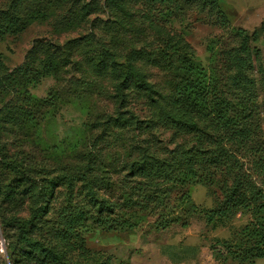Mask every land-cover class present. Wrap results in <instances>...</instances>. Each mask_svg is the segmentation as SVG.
I'll list each match as a JSON object with an SVG mask.
<instances>
[{"label":"trees","instance_id":"16d2710c","mask_svg":"<svg viewBox=\"0 0 264 264\" xmlns=\"http://www.w3.org/2000/svg\"><path fill=\"white\" fill-rule=\"evenodd\" d=\"M24 1L13 0L9 9L0 10V41L21 31V20L12 12ZM102 1L110 14L108 30L116 28L120 33L112 36V47L105 48L104 42L91 34L82 41L93 45L86 66L114 89L110 95L116 115L107 116L103 123L120 129L116 140L123 144L125 159L98 163L102 153L98 148L89 149L83 152L84 161L76 172L70 174L60 160L61 147L52 148L47 141V126L61 104L62 86L45 98L33 95L30 88L49 77L63 82L69 68L78 72L81 63L73 50L79 39L48 46L43 57L37 54L44 43L37 42L28 61L12 71L0 59V264H115L111 255L88 247L87 232H131L149 217L159 219L158 228L165 229L171 223L187 227L199 212L192 199L196 185H218L224 192L218 208L206 214L209 223L230 210L252 214L236 238L222 245L234 261L255 264L264 258V191L256 189L250 180L245 183L239 174L228 184L226 176L232 175L235 157L225 146L243 149L251 140L252 134L241 119L230 115L240 104L229 97L249 81L244 70L251 61L249 49L243 44L236 53H229L240 70L228 77L224 95L221 79L207 72L185 42L158 26L148 14L141 17L146 25L137 21L133 5L139 0ZM177 1L145 0L155 9L156 4L165 7L160 12L165 20L178 8ZM200 1L220 11V0ZM95 8L93 0H75L68 18L73 24L85 23ZM39 11L42 15L43 10ZM149 31L162 41L158 50L137 47L146 41L143 38ZM237 34L248 39L240 30ZM149 66L166 73L167 88L150 81L146 73ZM87 78L82 73L64 80L67 92L81 99L93 86L98 89V82ZM133 94L142 97L149 109L144 120L129 109L122 112ZM162 128L173 131L172 141L177 135L182 141L170 147L161 146L159 139L142 144L135 136L124 139V131L152 135ZM188 136L194 137L192 144ZM117 169L126 170V174L115 178L112 172ZM77 182H81L82 198L74 202L71 199ZM215 259L225 261L221 255Z\"/></svg>","mask_w":264,"mask_h":264},{"label":"rangeland","instance_id":"374dc122","mask_svg":"<svg viewBox=\"0 0 264 264\" xmlns=\"http://www.w3.org/2000/svg\"><path fill=\"white\" fill-rule=\"evenodd\" d=\"M74 1L65 0L64 3L59 0L24 1L17 11L12 12L21 20L19 29L21 31L0 41V59L5 68L12 71L28 61L37 42L44 43L42 47H38L37 54L43 57L48 46L79 39V45L76 47L78 42L75 43L73 50L76 59L81 63L79 71L74 72L73 68H69L62 76L63 82L58 83L49 77L43 79L36 88H30L33 95L45 98L55 87L62 86L61 104L47 126V141L52 148L61 147L60 160L70 174L76 172L84 161L83 152L89 149L98 148L102 153L98 163L101 161L111 164L115 160L122 162L125 159L123 144L116 140L120 129L103 123L107 116L116 115V105L110 95L114 94V89L110 82L101 81L86 66L87 60L92 56L93 45H87L82 41L84 36L91 34L102 40L105 48L112 47V36L120 31L116 28L108 30L110 14L102 0H93L97 8L88 16L85 23L79 21L73 24L68 17L72 16L69 8ZM11 3L13 0H0V10L9 9ZM147 3L145 0H139L133 5L136 17L139 18L137 21L144 23L141 17L148 14V17L159 24L158 26L174 38L185 42L207 72L221 79L224 95L228 90L225 85L228 77L240 70L236 62L229 59V53H236L243 44H246L251 61L247 62L244 70L249 81L244 84L245 88L235 89L229 96L234 99V103L240 104L237 105V109L233 108L235 110L230 111V115L241 119L239 121L243 122L252 135L246 148L235 149L232 145L225 144L235 157L232 175L228 174L226 178L228 184H232L234 177L239 174L245 183L250 180L256 189L264 191V30H260L264 24V0H220V11L205 7L200 0H178V8L166 20L162 17L163 13L160 14L161 11H165V7L156 4L155 9ZM79 8L80 5L77 4L76 9ZM39 9L43 10L42 15ZM239 30L247 34L248 39H245L243 34H237ZM148 33L150 35L147 34L143 38L146 41L139 43L137 47L143 51L158 50L162 41L155 37L156 34L150 31ZM139 40H142V37ZM82 73L88 77V81L98 82L99 87L94 90L93 86L92 90L78 99V94L67 92L64 80L73 75L78 78ZM146 73L152 83L168 87L169 77H166V73L159 68L149 66ZM124 106L122 112L129 109L141 120L149 114L145 100L135 94ZM124 116L127 117L129 114L125 113ZM171 134L173 131L164 128L152 135L142 133L140 137L138 133L133 135L124 131V139L130 140L135 136L136 142L141 144L148 139H159L161 146L171 144L170 147L174 146L173 142L182 141L179 135L172 141ZM186 139L191 140V144L195 140L190 136ZM112 173L117 178L126 174V170L117 169ZM80 187L81 182H77L74 197L71 199L74 202L82 198ZM248 196H251L249 191ZM66 197L70 200L68 195ZM224 197V192L218 185L212 187L196 185L192 188V199L199 207V212L190 219L187 227L180 223H171L165 229L158 228L156 222L159 219L149 217L139 228L131 232L116 234L92 229L85 234L87 245L92 250L111 255L115 264H240L229 257L222 242L233 241L237 233L251 221L252 214L246 210H230L222 217H216L213 223H209L206 214L216 210ZM170 204L174 205V202ZM215 255H221L225 261L219 263ZM255 264H264V258L258 259Z\"/></svg>","mask_w":264,"mask_h":264},{"label":"water","instance_id":"95a60500","mask_svg":"<svg viewBox=\"0 0 264 264\" xmlns=\"http://www.w3.org/2000/svg\"><path fill=\"white\" fill-rule=\"evenodd\" d=\"M2 251H3V252L5 251V247H4V245H3Z\"/></svg>","mask_w":264,"mask_h":264}]
</instances>
